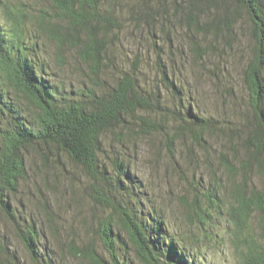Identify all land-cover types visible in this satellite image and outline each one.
I'll return each mask as SVG.
<instances>
[{
	"label": "trees",
	"instance_id": "1",
	"mask_svg": "<svg viewBox=\"0 0 264 264\" xmlns=\"http://www.w3.org/2000/svg\"><path fill=\"white\" fill-rule=\"evenodd\" d=\"M37 1L48 5L27 21L23 5L0 0L7 22L0 26V212L29 261L49 264V250L40 252L33 220L17 214L11 197L31 177L29 154L45 176L51 157L62 154L83 172L88 198L100 209L92 214L94 228H87L103 253L95 241L81 245L76 239L62 240V251L84 264H197L163 213L145 208L132 165L146 146L164 153L160 161L192 193L191 200L179 201L183 221L204 231L193 241L207 236L205 225L225 218L238 264H264V0ZM29 24L55 46L60 64L65 50L75 53L85 69L78 89L45 78L36 43L25 41ZM246 37L248 56L240 67L245 112L232 119L199 114L175 58L177 44L185 42L191 70L212 74L211 84L224 90L230 60ZM126 40L136 47L127 63ZM143 64L154 76L149 86ZM199 168L207 171L206 181ZM44 213L53 229L51 209L44 206ZM129 247L133 258L126 256ZM7 257L13 258L0 246V264H18Z\"/></svg>",
	"mask_w": 264,
	"mask_h": 264
},
{
	"label": "rangeland",
	"instance_id": "2",
	"mask_svg": "<svg viewBox=\"0 0 264 264\" xmlns=\"http://www.w3.org/2000/svg\"><path fill=\"white\" fill-rule=\"evenodd\" d=\"M12 5H23L28 12L27 21L36 15L41 8L45 9L48 4L38 2L37 0H9ZM8 3V0H2ZM9 5V4H8ZM34 20V19H33ZM7 24L3 7L0 6V26ZM236 46L240 49L239 54L232 57L229 63V84L228 89L216 90L211 84L210 79L213 75L207 76L206 72L196 74L191 67L188 66L185 58H190L188 48L181 39L177 44L175 58L178 65L182 69V77L186 81V92L191 96L193 108L201 115H211L213 118L221 119L224 116L234 118V114L245 112L246 93L240 76V67L245 58H247L248 37ZM25 41L28 43H36L37 59L43 65L51 83H55L63 88L77 86L83 76L84 66L80 64L76 55L72 51L65 50L63 55V64L57 60L55 46L49 43L36 30L35 24H29L25 33ZM121 50V46L119 47ZM134 43L130 40L124 41V61L127 63L128 58H133ZM130 52L127 53V50ZM133 52V53H132ZM120 58V57H118ZM151 56V60H152ZM185 59V64L183 60ZM143 64L142 70L144 78L149 86L153 84V74L150 71V65ZM125 68V67H124ZM231 89V90H230ZM227 90H230L228 92ZM11 93V94H10ZM8 96L15 97L12 92ZM22 100L21 97H19ZM130 154H135V149L129 150ZM146 146H141L137 157L133 160L132 172L138 180L141 181L143 193L145 197V208L151 212H160L165 216L167 228L175 235V238L184 239L183 245L190 254L195 255L197 264H238L239 260L235 254L233 245L226 240V222L225 218L216 220L215 223L205 225L207 236H202L198 242H194L192 235L194 233H204L198 226H188L182 219L183 209L180 205L181 196H186L191 200L192 193L187 191L185 183L180 179L179 175L168 171L165 167L166 163L160 161V156L153 153ZM59 157V158H58ZM52 156L50 163L52 169L49 175L45 176L39 169L38 158L33 154L28 155L27 168L28 174L31 175L19 190L11 197V206L17 210V214L27 217L30 222L33 220L36 230L39 232V249L40 252L45 246L49 250L51 261L49 264H84L81 260L67 255L62 251V243L65 240L76 239L77 244H85L88 241H95V249L99 253H103L100 243L94 238L93 233L88 230L90 224L94 228V220H91L93 212L100 215V209L94 208L88 198V182L81 170L72 165L62 154ZM163 157V156H162ZM58 158V159H57ZM201 158V156H200ZM57 160L60 162L57 163ZM132 160V159H131ZM36 163L39 166H34ZM214 167L215 162H212ZM198 173H202L203 180H207V171L199 168ZM40 171V173H39ZM39 173V175L37 174ZM197 173V176H198ZM181 175V174H180ZM189 178V177H188ZM45 181L49 185L44 184ZM255 184L259 186L256 179ZM41 189V190H40ZM52 189V190H49ZM51 192V193H50ZM49 193L50 195H48ZM45 195V197H43ZM46 200L47 205H45ZM44 206L51 209L52 218L54 219V227L51 229L47 222V215L44 213ZM94 219V218H93ZM84 223H87L84 226ZM93 238V239H92ZM124 238L123 234L121 239ZM63 240V241H62ZM0 246L11 253L18 264H34L29 261L28 254L18 241L14 226L7 221L0 212ZM130 249L126 252L127 257L133 258V252ZM3 256H5L3 254ZM6 257V256H5ZM8 258V257H7ZM1 259H3L1 257ZM11 261L9 258L5 259ZM11 261V262H12Z\"/></svg>",
	"mask_w": 264,
	"mask_h": 264
}]
</instances>
